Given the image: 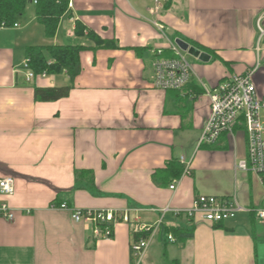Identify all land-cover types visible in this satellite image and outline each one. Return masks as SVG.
<instances>
[{
  "label": "crops",
  "instance_id": "0c3cea01",
  "mask_svg": "<svg viewBox=\"0 0 264 264\" xmlns=\"http://www.w3.org/2000/svg\"><path fill=\"white\" fill-rule=\"evenodd\" d=\"M153 6L154 0H70L52 39L31 8L19 27L0 30V178H14V194L0 193V207L7 204L15 217L0 215V264H136L126 224H117L111 238H95L90 225L60 209L64 203L194 228L192 238L175 243L157 236L139 264L157 257L162 264H264V220L256 217L264 182L236 167L247 157L244 123L212 146L199 145L208 91L259 65L254 81L264 97V0H171L158 21ZM77 22L116 47L90 48L92 40L75 34ZM178 39L210 60L184 52L189 84L158 90L153 51L164 48L170 57ZM62 45L89 47L80 53L81 73L67 98L36 101V87L68 86L70 79L63 73L27 81L26 49ZM182 157L190 175L171 180L160 173ZM200 195L236 200L243 211L221 224L174 214Z\"/></svg>",
  "mask_w": 264,
  "mask_h": 264
},
{
  "label": "built area",
  "instance_id": "2783aa9c",
  "mask_svg": "<svg viewBox=\"0 0 264 264\" xmlns=\"http://www.w3.org/2000/svg\"><path fill=\"white\" fill-rule=\"evenodd\" d=\"M167 1L154 0L150 14L156 20L165 11ZM157 21L153 24L158 30L164 32V27ZM15 27L19 25L16 24ZM260 29L264 31L261 27ZM263 37L264 32H260V39ZM168 50L171 57L165 55L164 48L153 51L154 87L162 91H182L190 82L191 64L176 43L169 46ZM21 69L25 71L27 81L35 79V74L29 66V59L23 62ZM258 69L259 65L243 75L230 77L213 91L207 92L210 111L199 145L212 146L223 134L233 135L236 125L242 121L247 133V157L238 162L237 170L254 173L264 182V97L258 92L254 81ZM46 76V73L41 75V77ZM179 161L184 167L183 176L190 175L191 163L184 157ZM178 180L170 186L171 190L176 188ZM0 193L6 197L14 194L12 176L0 178ZM60 209L70 211L75 222L90 225L95 238H111L117 224H126L133 236L132 258L137 264L141 262L151 243L164 227L162 219L155 224H147L131 217L128 211L71 209L65 203L61 204ZM167 211L163 210V214ZM240 211H243V208L236 200L200 195L190 209L177 210L174 214L178 216L184 213L189 219L200 216L207 222L219 223L235 218ZM0 215L8 221H13L15 218L7 204L0 207ZM256 217L264 220V208L256 211ZM165 238L169 243L177 241L172 234H166Z\"/></svg>",
  "mask_w": 264,
  "mask_h": 264
},
{
  "label": "trees",
  "instance_id": "16d2710c",
  "mask_svg": "<svg viewBox=\"0 0 264 264\" xmlns=\"http://www.w3.org/2000/svg\"><path fill=\"white\" fill-rule=\"evenodd\" d=\"M31 2L35 5L36 19L44 27L45 36L48 39L54 38L61 18L69 12L70 0H0V30L2 28H16L15 25H19V20L26 15ZM170 3L171 0H168L165 10L169 9ZM75 34L79 37L86 36L89 40H92L95 47L90 48L93 49L116 47L115 42L102 40L80 22L76 24ZM88 48L82 45H62L32 46L26 49V57L29 59V66L35 77H41L43 73L48 76L66 73L70 79V85L68 86L36 87L34 89L36 101L53 102L69 96L74 80L81 73L80 53ZM183 171L184 167L180 161L172 160L160 173L166 174L172 180L179 178ZM193 232L194 228L190 227L168 228L164 226L159 233V238L163 239L166 234H172L177 241H181L192 238ZM167 242L165 238V243Z\"/></svg>",
  "mask_w": 264,
  "mask_h": 264
},
{
  "label": "water",
  "instance_id": "95a60500",
  "mask_svg": "<svg viewBox=\"0 0 264 264\" xmlns=\"http://www.w3.org/2000/svg\"><path fill=\"white\" fill-rule=\"evenodd\" d=\"M176 44L182 51L187 52L190 56L199 59L201 62H208L210 60L209 54L202 52L193 46H190L183 40H176Z\"/></svg>",
  "mask_w": 264,
  "mask_h": 264
},
{
  "label": "rangeland",
  "instance_id": "374dc122",
  "mask_svg": "<svg viewBox=\"0 0 264 264\" xmlns=\"http://www.w3.org/2000/svg\"><path fill=\"white\" fill-rule=\"evenodd\" d=\"M28 8H31V10L35 12V5H34V3L31 2V3L29 4V7H28ZM32 11H31V12H32ZM263 46H264V45H262V47H263ZM187 57H188V59L191 58V56H189V55H187ZM22 70H23V69H22ZM23 71H24V70H23ZM153 242H154V241H153ZM151 244H152V243H151ZM150 246H151V245H150ZM149 248H150V247H149ZM149 248H148V250H149ZM146 252H147V251H146ZM143 257H144V256H143ZM151 260H152V259H151ZM153 260L155 261L154 264H162V262H163V259L158 258V257H157V258H154ZM142 264H144V263H142Z\"/></svg>",
  "mask_w": 264,
  "mask_h": 264
},
{
  "label": "bare ground",
  "instance_id": "6f19581e",
  "mask_svg": "<svg viewBox=\"0 0 264 264\" xmlns=\"http://www.w3.org/2000/svg\"><path fill=\"white\" fill-rule=\"evenodd\" d=\"M221 83V82H220ZM132 251V250H131ZM137 264V263H136Z\"/></svg>",
  "mask_w": 264,
  "mask_h": 264
}]
</instances>
